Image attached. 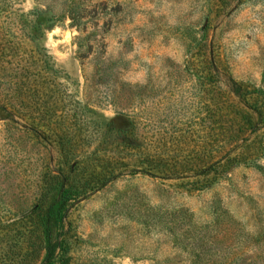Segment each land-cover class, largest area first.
Returning <instances> with one entry per match:
<instances>
[{"label":"rangeland","instance_id":"374dc122","mask_svg":"<svg viewBox=\"0 0 264 264\" xmlns=\"http://www.w3.org/2000/svg\"><path fill=\"white\" fill-rule=\"evenodd\" d=\"M24 2L0 0V264H264V0Z\"/></svg>","mask_w":264,"mask_h":264},{"label":"clouds","instance_id":"9594fccd","mask_svg":"<svg viewBox=\"0 0 264 264\" xmlns=\"http://www.w3.org/2000/svg\"><path fill=\"white\" fill-rule=\"evenodd\" d=\"M21 6L26 12L33 7L31 0H25V2ZM72 35L73 33L62 32L60 28H56L51 33L48 34V46L51 49L55 50L58 44H67L71 40ZM54 36H60L62 37V39L53 40Z\"/></svg>","mask_w":264,"mask_h":264},{"label":"trees","instance_id":"16d2710c","mask_svg":"<svg viewBox=\"0 0 264 264\" xmlns=\"http://www.w3.org/2000/svg\"><path fill=\"white\" fill-rule=\"evenodd\" d=\"M48 223H49V218H48ZM48 256H50V255H48Z\"/></svg>","mask_w":264,"mask_h":264}]
</instances>
